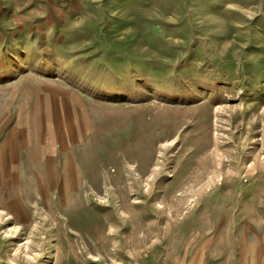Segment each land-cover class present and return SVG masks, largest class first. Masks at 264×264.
<instances>
[{
  "label": "rangeland",
  "instance_id": "1",
  "mask_svg": "<svg viewBox=\"0 0 264 264\" xmlns=\"http://www.w3.org/2000/svg\"><path fill=\"white\" fill-rule=\"evenodd\" d=\"M0 264H264V0H0Z\"/></svg>",
  "mask_w": 264,
  "mask_h": 264
}]
</instances>
